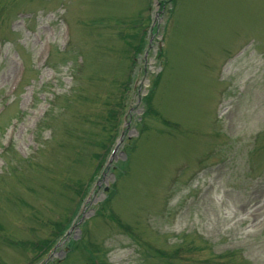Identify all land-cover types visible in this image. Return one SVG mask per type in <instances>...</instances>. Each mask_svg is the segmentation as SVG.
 Returning <instances> with one entry per match:
<instances>
[{"label":"rangeland","instance_id":"obj_1","mask_svg":"<svg viewBox=\"0 0 264 264\" xmlns=\"http://www.w3.org/2000/svg\"><path fill=\"white\" fill-rule=\"evenodd\" d=\"M102 261L264 264V0H0V264Z\"/></svg>","mask_w":264,"mask_h":264},{"label":"trees","instance_id":"obj_2","mask_svg":"<svg viewBox=\"0 0 264 264\" xmlns=\"http://www.w3.org/2000/svg\"><path fill=\"white\" fill-rule=\"evenodd\" d=\"M138 50H140V48ZM151 96H152L151 92H148V94L146 96H144V98H143V101H144V103H145V105H146V107H147L148 110L151 109V104H150V102H151ZM146 112H148V111L146 110ZM122 115H123V113H121L120 116L118 117V122L121 121L120 118H121ZM109 118H113V109L112 108H109L108 111H107V121H109L108 120ZM102 129L105 131V125L102 126ZM105 158H106V156H105ZM105 158H104L103 162L105 161ZM84 186H85L84 189H86L87 188V185H84ZM87 190H88V188H87ZM107 194L108 195L106 196V199L104 200V202L107 201L110 198V195H109L110 193H107ZM103 205H104V203L101 204V207H103ZM69 225H70L69 221L67 223H64V227H68ZM65 233H66V230L63 231V235H65ZM74 242L78 243V242H80V240L75 241V240L71 239V243H74ZM52 247L53 246H51L50 248H52ZM102 263L103 264H106L104 261H102Z\"/></svg>","mask_w":264,"mask_h":264}]
</instances>
